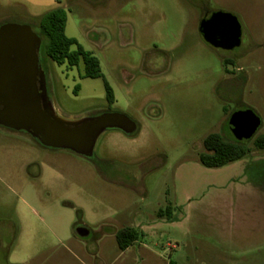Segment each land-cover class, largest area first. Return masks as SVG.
Instances as JSON below:
<instances>
[{"label":"rangeland","instance_id":"1","mask_svg":"<svg viewBox=\"0 0 264 264\" xmlns=\"http://www.w3.org/2000/svg\"><path fill=\"white\" fill-rule=\"evenodd\" d=\"M58 3L65 34L99 59L103 76H84L83 62L53 61L42 39L39 64L54 111L70 121L123 113L139 132L107 128L84 156L0 125V264H264V147L255 144L264 137V0ZM39 11L0 0V27L38 32L47 10ZM211 11L238 18L236 52L201 38L200 21ZM239 52L225 66L223 58ZM244 109L261 119L240 141L250 151L203 165L204 139H234L228 120ZM167 206L170 217H159ZM126 227L140 236L122 250L116 233Z\"/></svg>","mask_w":264,"mask_h":264},{"label":"water","instance_id":"2","mask_svg":"<svg viewBox=\"0 0 264 264\" xmlns=\"http://www.w3.org/2000/svg\"><path fill=\"white\" fill-rule=\"evenodd\" d=\"M199 30L218 48L231 50L241 42V24L230 12H213L200 21ZM41 44V36L28 24L0 27V125L28 131L44 146L84 156L92 155L98 137L107 128L126 134L137 131V124L118 112L75 121L57 115L39 64ZM260 126V117L251 109L237 111L228 120L229 130L239 141L251 139Z\"/></svg>","mask_w":264,"mask_h":264},{"label":"trees","instance_id":"3","mask_svg":"<svg viewBox=\"0 0 264 264\" xmlns=\"http://www.w3.org/2000/svg\"><path fill=\"white\" fill-rule=\"evenodd\" d=\"M66 12L61 6L45 12L38 21L37 32L41 38L47 39L46 49L48 56L58 64L67 63L70 66H77L81 62L84 64V76L86 77H101L100 61L90 51L86 50L75 38L68 37L65 34ZM106 89V99L109 104L116 101L113 88L109 82L104 81ZM79 90V85H76L74 91ZM139 132V128L130 136H135ZM234 137V136H233ZM255 144L258 147H264V137L256 140ZM204 151L199 154L201 163L207 167H220L230 162L242 158L250 151L248 146L243 145L235 137L234 139H225L220 133H211L203 141ZM171 207L160 209L159 217L168 215L170 217ZM140 236V232L134 227H126L120 229L116 233V239L119 247L125 250L132 245ZM172 264V263H170Z\"/></svg>","mask_w":264,"mask_h":264},{"label":"flooded vegetation","instance_id":"4","mask_svg":"<svg viewBox=\"0 0 264 264\" xmlns=\"http://www.w3.org/2000/svg\"><path fill=\"white\" fill-rule=\"evenodd\" d=\"M213 12H215V11H211V12L206 13V14L202 17V19L205 18V17H207V18L210 17L211 14H212ZM202 19H201V20H202ZM241 30H242V27H241ZM199 32H200L201 38H202V39H203L208 45L212 46V47L215 48V49H220V50H222V51H226V52H236V49L241 48L242 45H243V33H241V42H240V45L237 46V47H235V48H233V49H231V50H227V49H222V48L215 47V46H213L212 44L208 43V42L204 39V36L202 35V33H201L200 30H199ZM242 56H243V52L236 53L235 56H234V58H232V59H226V56H225V57L223 58V63L225 64V66H227V64H229V63H231V62H234V63L237 62V60H239ZM227 72L230 73V72L228 71V69H227ZM240 78H247V77H246V76H240V75L229 76V79H230V80H234V81H239ZM259 128H260V127H259Z\"/></svg>","mask_w":264,"mask_h":264},{"label":"crops","instance_id":"5","mask_svg":"<svg viewBox=\"0 0 264 264\" xmlns=\"http://www.w3.org/2000/svg\"><path fill=\"white\" fill-rule=\"evenodd\" d=\"M26 4H28L29 6H31V8L33 10H50V9H53L57 6H60L58 5V1L59 0H23ZM61 3V1H60ZM39 11V12H41ZM33 12H36V11H33ZM130 247V246H129ZM129 247H127L125 250H127ZM98 259V258H97Z\"/></svg>","mask_w":264,"mask_h":264}]
</instances>
